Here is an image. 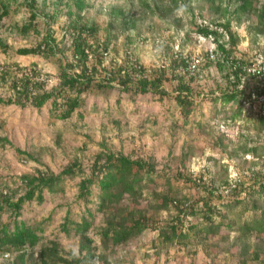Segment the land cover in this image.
Segmentation results:
<instances>
[{
	"label": "rangeland",
	"instance_id": "1",
	"mask_svg": "<svg viewBox=\"0 0 264 264\" xmlns=\"http://www.w3.org/2000/svg\"><path fill=\"white\" fill-rule=\"evenodd\" d=\"M66 1L59 8L54 5L57 0H46L37 22L39 33L25 35L17 27L26 23L29 11L22 0H13L9 15L0 21V39L8 47L7 51L0 50L2 99L14 97L12 81L30 75L33 65L37 72L36 81L44 82L45 90L59 85L55 57L18 56L15 52L34 48L42 41L47 28L42 15L48 14L52 17L53 37L64 50L65 57L71 59L72 35L67 29L70 19L66 8L62 9ZM84 1L89 9L84 8L81 15L85 21L95 22L98 27L92 43L95 46L109 43L107 52L103 48L97 49L88 63L89 66L97 65L96 79L99 80L105 75L104 69L136 61L146 69H163L174 85L179 73L174 69V61L186 55L202 56L208 48L207 41L198 43L196 38V26L200 21L225 24L228 19L229 31L237 40L236 54H242L245 59L254 58L257 53L264 54V36L256 35L254 30L256 16L246 14L237 23L236 16H232L236 6L234 0L227 5L230 15L224 18L214 8L217 2L211 7L208 0H178L176 8L170 0ZM143 1L154 13L147 10ZM263 3L264 0H260L255 6ZM155 4L171 6L173 11L161 18L156 13ZM124 16L135 20L134 28L123 26ZM96 59L101 61V66ZM15 63L17 68L13 66ZM4 71L10 74L4 76L1 74ZM203 72L198 74L204 78L196 82L204 91H210L220 79L219 73L215 67ZM165 86L169 95L160 102L150 93L135 96L122 93L116 84L104 93L85 95L81 108L66 120L51 117L49 103L41 109L32 107L31 102L26 108L0 105V138H6L10 143L0 142V193H15L16 200L24 193L18 178L35 175L38 170L56 174L73 161H77L82 169L76 176L66 178L60 191L44 192L43 204L26 202L18 216L5 208L0 212V228L7 224L12 229L15 221H23L35 229L39 238L28 255L35 258L42 247L56 243L65 257L74 256L76 261L72 256L68 257L73 264H77L82 256L78 249L80 238L72 224H69V232H64L62 227L66 216L77 223L85 217L92 223L88 235L94 240L96 254L106 257V264H264V234L251 232L240 237V226L260 216L259 210L250 209L256 194L231 204L213 201L219 207H214L216 211L212 216L214 223L220 225L217 234L204 239L203 235L194 236L190 232L189 239L180 244L162 243L159 233L162 228L170 226L177 210L173 206L168 211L158 210L161 198L166 195L181 203L193 202V205L206 199L204 187L192 184L186 177L201 176L208 185L218 187L227 178L235 179L241 175L244 179L243 172L249 173L251 168L264 169V162L244 158L249 146L258 148V155L264 151L258 118L238 114L236 104L223 99H190L189 106L183 109L174 99L171 83ZM103 145L111 153L132 160L142 159L154 166L152 173H141L140 183L136 186L139 191L137 199L124 195L115 208L107 212L98 210L97 187L91 188L88 202L78 197V185L82 178L90 175L96 155L105 151ZM15 148L32 155L40 164L19 156ZM224 198L228 200V194H224ZM87 209L92 217L87 216ZM135 210L142 211L146 220L141 234L120 246H113L108 240L105 244L100 242L98 230L108 219H115L126 227ZM189 217L183 220L185 225L190 222L197 227L204 225L202 213ZM244 246L249 249L246 253H243ZM257 246L263 253L259 260H254L252 251ZM14 257L0 254V264H14ZM92 264L105 262L96 258Z\"/></svg>",
	"mask_w": 264,
	"mask_h": 264
},
{
	"label": "trees",
	"instance_id": "2",
	"mask_svg": "<svg viewBox=\"0 0 264 264\" xmlns=\"http://www.w3.org/2000/svg\"><path fill=\"white\" fill-rule=\"evenodd\" d=\"M23 5L29 11V15L26 23L18 25L17 29L27 35L29 32L38 34V21L42 12V6L46 4V0H22ZM64 0H57L54 4L59 7L63 4ZM174 8L178 0H170ZM211 7H214L217 2L215 10L220 12V15L224 18L226 15H230L228 6L233 0H208ZM236 3L233 9L232 16H236L237 23L241 22V17L246 14H254L257 18V25L255 27V34L258 36H264V3L257 5L260 0H234ZM144 2V1H143ZM13 0H0V21L7 17L10 13V5ZM16 3V2H15ZM226 3V4H225ZM224 7L223 8V6ZM84 0H68L62 6L66 8V13L69 16L68 32L72 35L70 43L71 59L65 57L64 50L60 49L57 39L53 37V31L51 29L52 17L48 14L44 16L47 28L46 33L42 38V41L34 48L18 49L15 54L18 56L40 55L43 58L55 57L58 68L59 85L53 87L50 90H45L44 82L36 81L37 72L33 69L29 70L30 75H24L21 79H14L11 83L14 92L12 99L4 100L0 97V105H17L21 108H26L27 104L31 102V106L36 109H41L50 104L49 114L51 117L57 120L69 119L77 110L81 108L84 103V96L88 94H100L104 93L108 89L114 88L117 84L118 90L122 93L135 95H146L148 93L157 97L158 101H163L165 97H168L169 93L166 89V84L171 83V91L175 94L174 99L177 104L189 106V100L193 99H223L225 102H233L237 106L238 114H242L239 107V101L243 97V93L237 90V82L230 81L231 67L229 68L225 63L211 62L205 63L201 68V72L209 70L211 67H215L219 73V80L215 82V87L210 91H204L202 87L197 83L198 80L203 79L204 76H199L200 73L190 79H186L180 72L178 79L174 82L168 78L166 72L163 69H146L136 61H126L118 67L112 69H104V77L99 80L96 79L98 68L96 64L89 66L88 63L92 60L93 54L97 49L103 48L104 52H107L109 43L103 42L95 46L92 43V39H95L98 33V27L95 22L85 21V18L81 15L83 9H89L86 6ZM144 6L147 10L152 11L151 7L144 2ZM60 8V7H59ZM156 13L163 18L168 16L173 8L159 7L155 4ZM153 12V11H152ZM154 13V12H153ZM122 24L128 28H134L135 20L128 16L122 17ZM178 22V21H177ZM230 21L227 19V23H218L219 27H223L229 32L230 46L236 48L237 40L235 36L229 31ZM196 33L207 37L210 35L208 29L200 28L196 26ZM213 36L216 33H211ZM215 37H218L216 34ZM220 51L225 57L231 54V49L227 50L224 46L219 45ZM0 50L7 51L8 47L2 39H0ZM59 54V57L56 56ZM99 66L101 61L96 59ZM180 63V65H179ZM13 66H17L16 63ZM180 66H184L182 58L179 61H174V69L176 72ZM11 67V66H10ZM8 66V69H10ZM17 68V67H16ZM203 72V74H204ZM10 74L9 71H4L3 74ZM2 75V76H3ZM3 81V78H1ZM197 81V82H196ZM115 84V85H114ZM188 112V111H187ZM185 114L186 111H185ZM260 122V128L258 132L264 133V116H260L258 119ZM0 142L10 145L6 138H0ZM264 142V140H263ZM263 147L264 144L262 143ZM101 151L95 157L93 165L90 169V175L82 178L78 185V197L88 202V197L91 195V188L97 187V207L100 212L112 211L119 200L127 195L132 199L139 197V191L137 185L141 180V173L150 174L154 171V166L150 163L142 160H132L121 154L111 153L106 150ZM264 149V148H263ZM258 148L249 146L244 152L245 156H251L257 161H260L264 156L258 155ZM16 154L24 156L27 160H31L35 163L40 162L27 152L21 151L15 148ZM246 159V158H245ZM255 162V161H253ZM251 162V163H253ZM79 172H82L81 165L77 161H73L64 167L59 173H50L49 171L38 170L35 175H22L19 182L21 188L24 190L23 195L14 200L15 193H9L3 191L0 193V212H3L5 208H8L15 216L20 214L22 206L26 202L36 201L38 204L44 203V192L54 193L62 189V184L66 178H72ZM247 175V176H246ZM180 177L184 175L179 174ZM244 179L241 175L238 176V181L234 183L235 187L230 189L228 193V200H225L223 189L230 185V181L227 178L220 186L216 187L208 185L204 177L197 176L191 179L185 178L194 185L202 186L206 190V199L193 205V202L181 203L177 200H173L168 196L161 198L160 204L157 206L160 211H168L171 206L177 210V215L170 226L165 229L162 228L159 236L163 244L181 243L184 240L189 239L190 232L192 235H203L206 239L209 235H215L219 232L220 225L214 223L212 219L214 213V207L219 208L213 204V201H217L220 204H231L233 202H241L248 196L250 199L252 194H256L257 197L251 200L250 209L253 211L259 210V218H254L252 221L245 222L240 226L241 236H246L251 232L264 234V169L256 170L251 168L248 172H243ZM200 204L201 206H199ZM227 206V205H226ZM216 211V210H215ZM88 217H92L90 210H85ZM202 213L204 217V225L197 227V225L190 223L184 224L183 220L190 218L197 213ZM117 215V214H116ZM119 213L117 215V218ZM128 226H123L119 221L115 219H108L105 222V226L98 230V236L102 244L106 243V240L110 241L113 246L123 245L130 240L137 237L145 229L146 222L143 212L139 210L133 211L127 220ZM206 222V223H205ZM69 224L74 226L75 232L79 234V254L81 258L77 261V264H92L96 258L103 260L106 264V257L96 254V248L94 247V240L88 235L92 223L85 217L81 218L79 223L70 220L69 217H65L63 223V230L65 233L69 232ZM238 237L237 239H239ZM39 238L36 235L35 229L31 226H27L23 221H15L13 228L10 229L7 224L1 225L0 228V254L10 257L15 255L14 264H73L76 261L74 256L69 254L64 256V253L59 250V246L56 243H52L50 247H42L34 258L32 254L28 255V252L35 248L38 244ZM249 249L243 247V253H246ZM263 250L257 246L252 251V258L259 260ZM72 256V260H69ZM75 264V263H74ZM242 264H245L243 262Z\"/></svg>",
	"mask_w": 264,
	"mask_h": 264
},
{
	"label": "built area",
	"instance_id": "3",
	"mask_svg": "<svg viewBox=\"0 0 264 264\" xmlns=\"http://www.w3.org/2000/svg\"><path fill=\"white\" fill-rule=\"evenodd\" d=\"M198 27L208 29L211 33H216L218 37L213 36L211 33L207 37L198 34L197 41L208 42V48L205 50L204 55L194 54L182 57L184 66L179 68V72L190 79L197 76L198 72L207 62L225 63L229 68L231 67L230 81L237 82V90L243 93V97L239 101V107L242 116L253 115L260 119L264 116V54L257 53L254 58L245 59L242 54H236V48L231 47L229 32L217 24L207 21H200ZM219 45L230 50L231 54L227 57L219 49ZM261 140H264V133L259 134ZM247 160L257 161L251 156H245ZM264 162V156L261 158ZM230 185L224 187L223 194H228L230 189L235 187L234 183L238 181V177L229 180Z\"/></svg>",
	"mask_w": 264,
	"mask_h": 264
}]
</instances>
